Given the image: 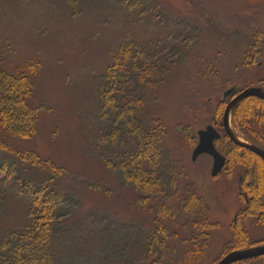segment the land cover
I'll return each instance as SVG.
<instances>
[{
  "label": "rangeland",
  "instance_id": "1",
  "mask_svg": "<svg viewBox=\"0 0 264 264\" xmlns=\"http://www.w3.org/2000/svg\"><path fill=\"white\" fill-rule=\"evenodd\" d=\"M125 45L147 48L158 72L167 70L155 84L134 81L144 99L140 115L149 127L155 120L165 128L164 165L174 186L150 195L115 170L135 134L123 128L112 139L113 122L100 116L103 78ZM0 72L29 78V104L37 109L31 137L0 136L8 148L1 164L9 167L6 178L0 173V242L31 221V201L12 182L18 169L23 179L32 171L38 184L53 179L72 240L99 241L96 256L87 252L91 264H218L264 245V210L246 198L250 190L254 202L264 198V179L252 183L253 160L233 150L223 130L233 97L264 88V0H0ZM234 111L231 129L248 143ZM254 111L247 109L248 135L264 148V110ZM210 126L222 134L217 148L228 158L217 177L210 156L193 161L199 132ZM132 245L135 256L116 260ZM68 254L62 264L75 262ZM237 264H264V256Z\"/></svg>",
  "mask_w": 264,
  "mask_h": 264
},
{
  "label": "trees",
  "instance_id": "2",
  "mask_svg": "<svg viewBox=\"0 0 264 264\" xmlns=\"http://www.w3.org/2000/svg\"><path fill=\"white\" fill-rule=\"evenodd\" d=\"M131 6L129 5V8ZM148 53L147 48L135 49L132 45H125L119 49L115 57L114 66L110 69L108 75L103 78V83L100 87L103 101L100 116H102L103 121L106 120L105 124L109 120L113 122L112 139L116 140L115 138H119L118 132L123 131V128L128 129L129 134H135V138L131 137V140L129 139L132 142L130 152H126L124 157H121L118 167L115 166V170L126 181H131L137 188L145 191V194L150 195L155 190L162 192L161 188L166 184L169 185L168 182L171 179H169V169L164 165L165 128L159 121L155 120L151 121L149 127V122H147L145 116L140 115L144 99L134 94L135 80L138 81V84L145 87L146 84H155L158 74L160 72L166 73L167 71L164 69L165 71L158 72V67H156L153 60L155 56L152 53ZM33 89V83L29 78L16 77L0 72V136L1 133L8 132L22 138H28L34 133L37 109L32 108L29 104ZM262 89L264 90V88ZM250 108L253 111H260L261 108L264 110V101L257 98L245 99L234 111L233 124L242 130L243 137L248 143L264 149L254 138L248 135L247 109L250 112ZM121 137H123V134ZM232 145L233 150L239 151L243 156L251 157L253 160V164L249 165L250 167L248 168L246 167L254 174L252 183L257 178L264 179V160L247 149L236 146L233 143ZM4 149L8 150L6 144L0 138V157L8 155L4 152ZM20 156L18 157L19 160L21 159L20 161L30 162L33 160L32 162L40 167L43 166L47 171L53 169L52 166L43 165L39 162V158L35 156H31L32 159H28L29 157L27 158L23 154H20ZM234 158H237V156ZM2 160L3 158L0 160V166L3 169L0 168V173H3L6 178L9 167L7 163L1 164ZM19 160L16 162L19 163ZM24 166L32 170V166L27 164H24ZM10 168L11 170L15 168V163L11 164ZM21 173L17 169V175H13L12 182L15 187H22V192L26 193L31 201L33 207L29 214L31 221L23 230L13 232L9 238L0 242V264H62L61 257L67 255V253H69L68 257H74L75 262L73 264L78 263V261L81 262L80 264H91L92 260H89L88 255L90 254L87 255V252L91 251L96 256L95 244H98L99 241L97 239L94 240L96 241L95 244L90 247L86 238H79L78 241L72 240L74 236L72 233L74 232L70 230L67 232L65 226L68 225L66 224L68 221L63 219L67 215L62 212V206H65L66 201L62 194L53 189L51 185L53 179L48 181L50 178L45 175L40 185L37 181H32L37 178L35 174H32V171L28 173L31 175L25 172L27 179H23L20 176L22 175ZM43 173L46 174L45 172ZM245 180L243 179L242 182H248ZM170 183L173 188V182ZM252 183L251 185H253ZM246 198L252 207L258 206L257 211L264 210V198L259 197L257 202L255 200V203L254 199L256 197L251 190L250 194L246 195ZM98 234L101 235L102 233ZM152 242L156 243V237L152 239ZM152 247L153 244L145 245V249H152ZM71 248H74L75 252ZM157 248H160L159 245H157ZM135 250V246H128L127 249L117 252L116 260L122 263V261H125V257H130L132 254L135 256ZM77 251L78 253H76ZM120 252L123 255L121 254L118 257ZM79 253L80 257L78 256ZM64 260H66L65 257ZM68 264L72 263L68 262ZM96 264L102 263L97 261Z\"/></svg>",
  "mask_w": 264,
  "mask_h": 264
},
{
  "label": "water",
  "instance_id": "3",
  "mask_svg": "<svg viewBox=\"0 0 264 264\" xmlns=\"http://www.w3.org/2000/svg\"><path fill=\"white\" fill-rule=\"evenodd\" d=\"M234 93H236V88L228 90L224 94V97L227 99L228 97L232 96ZM247 98H257L264 101V91L259 88H250L241 92L234 100H232L228 104L225 110L224 121H223L224 130L226 135L236 146L247 149L264 160L263 149L239 141V139L231 129V124H230L231 114L238 107V105ZM199 138H200V142L193 153V161H196L198 157H200L201 155L211 156L213 158L212 176L217 177L221 174L227 163V159L224 156H222L215 147V141L219 140L221 138V135L213 127H208L205 131L199 132ZM263 256H264V245H261L246 250L234 251L228 254L218 264H237L247 260L260 258Z\"/></svg>",
  "mask_w": 264,
  "mask_h": 264
},
{
  "label": "flooded vegetation",
  "instance_id": "4",
  "mask_svg": "<svg viewBox=\"0 0 264 264\" xmlns=\"http://www.w3.org/2000/svg\"><path fill=\"white\" fill-rule=\"evenodd\" d=\"M263 91H264V90H263ZM242 92H243V91H242ZM238 93L240 94L241 91L238 92ZM239 94H238V95H239ZM238 95H237V96H238ZM237 96H234L233 99H234L235 97H237ZM231 98H232V97H231ZM233 99H232V100H233ZM223 130H224V126H223ZM217 131H218V130H217ZM218 132H219V131H218ZM224 134H226V133H225V130H224ZM222 138H223V137H221V139H222ZM221 139H220V140H221ZM220 140L216 141V144H215V145H217V144H218L217 142H219ZM216 148H217V146H216ZM221 154H222V153H221ZM222 155H224V154H222ZM224 157L227 158L226 155H224Z\"/></svg>",
  "mask_w": 264,
  "mask_h": 264
},
{
  "label": "bare ground",
  "instance_id": "5",
  "mask_svg": "<svg viewBox=\"0 0 264 264\" xmlns=\"http://www.w3.org/2000/svg\"><path fill=\"white\" fill-rule=\"evenodd\" d=\"M257 247V246H256ZM253 248V247H252ZM246 250V249H245Z\"/></svg>",
  "mask_w": 264,
  "mask_h": 264
}]
</instances>
